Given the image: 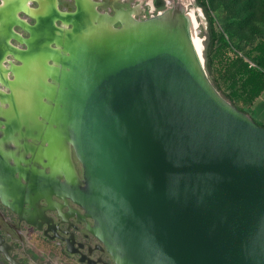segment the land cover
<instances>
[{
  "label": "water",
  "instance_id": "95a60500",
  "mask_svg": "<svg viewBox=\"0 0 264 264\" xmlns=\"http://www.w3.org/2000/svg\"><path fill=\"white\" fill-rule=\"evenodd\" d=\"M113 26L79 42L65 34L49 77L43 146L68 141V165H27L25 141L14 161L0 147V203L42 219L41 201L67 197L115 264H264V127L196 71L175 31Z\"/></svg>",
  "mask_w": 264,
  "mask_h": 264
},
{
  "label": "bare ground",
  "instance_id": "6f19581e",
  "mask_svg": "<svg viewBox=\"0 0 264 264\" xmlns=\"http://www.w3.org/2000/svg\"><path fill=\"white\" fill-rule=\"evenodd\" d=\"M0 1V147L6 150V154L10 151L8 156L11 161L18 157V153L12 150H17V147L22 150L21 141H25L27 152L35 153L25 160L27 165H54L59 174L68 165V141L57 138L56 143L43 146V140L47 134H52L54 126L49 124L47 117L51 116V98L57 83L55 79L50 81L49 77L62 70L61 58L65 51L61 42L65 34L69 33L68 37L79 42L118 32L113 26L115 21L121 22L122 31L162 26L181 37L196 71L205 79L198 18L193 10L182 9L176 15L170 12L172 8H167L143 20L134 16V10L115 8L114 14L103 13L97 8L95 0H71L76 7L68 11L57 9L56 0ZM31 1L36 8L29 5ZM17 24L21 26L20 32L15 28ZM53 41L57 46L51 44ZM15 134H21L23 139L19 142ZM11 141L17 142L16 147ZM22 154L23 158H28L26 153ZM44 155L49 158L44 160Z\"/></svg>",
  "mask_w": 264,
  "mask_h": 264
},
{
  "label": "rangeland",
  "instance_id": "374dc122",
  "mask_svg": "<svg viewBox=\"0 0 264 264\" xmlns=\"http://www.w3.org/2000/svg\"><path fill=\"white\" fill-rule=\"evenodd\" d=\"M113 1L115 2L113 6L115 8H132L136 3L139 4V2H135L136 0ZM150 1L143 0L136 14L137 18L145 19L159 10L167 8H172L170 12L178 15L186 7L182 3L183 1L177 2L174 0V3H171L170 0H163V5L159 10L156 8L149 10L150 6L144 3L147 2L149 4ZM62 2L64 0H60V3ZM207 6L208 14L213 19L214 27L217 31L224 32L227 41L238 54L250 52L257 42L264 40V0H208ZM186 10H193L197 14L198 37L202 45L203 56L208 31L207 16L196 4L187 6ZM29 22L31 23V21ZM203 68L205 71V61H203ZM218 94L221 96L219 92ZM0 205L3 206L1 203ZM1 206L0 264H10L5 257V253L9 256L11 255L10 258L21 264H82L78 263V257L75 254L71 255L68 253L64 246L48 241L43 237L40 230L32 228V225L26 221L16 219L14 216L16 214L10 210L13 215L5 209L6 207L2 208ZM1 217L5 220L8 219L9 224L14 229L9 228ZM91 240L95 241L94 239Z\"/></svg>",
  "mask_w": 264,
  "mask_h": 264
},
{
  "label": "flooded vegetation",
  "instance_id": "af4514ba",
  "mask_svg": "<svg viewBox=\"0 0 264 264\" xmlns=\"http://www.w3.org/2000/svg\"><path fill=\"white\" fill-rule=\"evenodd\" d=\"M97 2V8L103 13L111 14L112 9L115 8L113 7L115 2H112V0H99ZM29 5L36 8L33 1H31ZM56 7L60 11H68L69 9L74 10V5L71 0H64L62 3L58 0V5L56 0ZM15 15L19 18V14L16 13ZM29 21H31V23L33 22L30 18ZM27 157H30V154H27ZM72 161L77 173L80 174L79 164L73 156ZM40 204V207L45 210L42 219L38 218L40 213L35 211V213L31 214L26 212L23 213L22 220L32 222L33 225L31 227L40 230L45 239L56 245L64 246V249L71 255L75 254L78 257V263L115 264L111 257L104 251L102 244L89 233L87 225L91 222L90 219L85 217L83 210L72 200L67 197L58 198L52 196L49 198L47 204H44L43 201H41ZM1 207L5 208L3 206ZM5 209L12 213L8 208ZM14 216L18 219L17 215ZM1 219L9 228L14 229V227L9 224L8 219L5 220L3 217H1Z\"/></svg>",
  "mask_w": 264,
  "mask_h": 264
},
{
  "label": "trees",
  "instance_id": "16d2710c",
  "mask_svg": "<svg viewBox=\"0 0 264 264\" xmlns=\"http://www.w3.org/2000/svg\"><path fill=\"white\" fill-rule=\"evenodd\" d=\"M195 4L206 14L208 21L207 40L203 50L206 74L225 100L238 111L247 114L246 109L236 106L235 99L249 100L264 87V40L257 42L246 54H232L234 48L227 41L224 32H219L214 27L207 4L202 0H196ZM154 5L159 10L163 1L155 0ZM227 52L231 53L230 56Z\"/></svg>",
  "mask_w": 264,
  "mask_h": 264
},
{
  "label": "crops",
  "instance_id": "0c3cea01",
  "mask_svg": "<svg viewBox=\"0 0 264 264\" xmlns=\"http://www.w3.org/2000/svg\"><path fill=\"white\" fill-rule=\"evenodd\" d=\"M115 1L119 2L121 0H115ZM135 2H139V4L136 3L135 6H133L132 8H120V9L134 10V16L136 17V14L139 11L140 5H142V3H143V0H136ZM154 3H155V0L154 1L151 0L149 4L147 2H145L144 4L150 6L149 10H151V9L153 10V9H155ZM160 11H162V10H159V12ZM230 54L231 53L227 52L228 56H230ZM235 104H236V106H238L240 108L246 109L247 115L255 123L264 127V87L256 96L252 97L249 100H245L243 98L235 99Z\"/></svg>",
  "mask_w": 264,
  "mask_h": 264
},
{
  "label": "built area",
  "instance_id": "2783aa9c",
  "mask_svg": "<svg viewBox=\"0 0 264 264\" xmlns=\"http://www.w3.org/2000/svg\"><path fill=\"white\" fill-rule=\"evenodd\" d=\"M171 1V3H174V0H170ZM177 2H182L186 7L187 6H189V5H194L195 4V2H196V0H176ZM205 4H207V1L208 0H202ZM186 7L184 8V9H186ZM154 10V9H153ZM238 54L237 52H235L234 50H233V52H232V54ZM238 55H240V54H238ZM252 65V64H251Z\"/></svg>",
  "mask_w": 264,
  "mask_h": 264
}]
</instances>
